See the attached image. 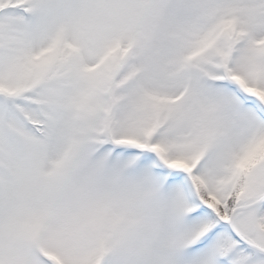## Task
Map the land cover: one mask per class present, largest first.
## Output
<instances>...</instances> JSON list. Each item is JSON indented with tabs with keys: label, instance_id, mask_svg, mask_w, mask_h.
Returning <instances> with one entry per match:
<instances>
[{
	"label": "snow or ice",
	"instance_id": "obj_1",
	"mask_svg": "<svg viewBox=\"0 0 264 264\" xmlns=\"http://www.w3.org/2000/svg\"><path fill=\"white\" fill-rule=\"evenodd\" d=\"M0 264H264V0H0Z\"/></svg>",
	"mask_w": 264,
	"mask_h": 264
}]
</instances>
